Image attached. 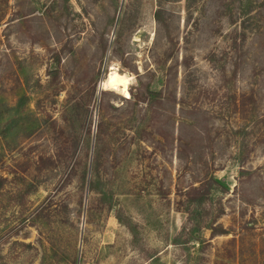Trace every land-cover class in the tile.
<instances>
[{"label":"rangeland","instance_id":"rangeland-1","mask_svg":"<svg viewBox=\"0 0 264 264\" xmlns=\"http://www.w3.org/2000/svg\"><path fill=\"white\" fill-rule=\"evenodd\" d=\"M0 184V264H264V0H0Z\"/></svg>","mask_w":264,"mask_h":264},{"label":"trees","instance_id":"trees-1","mask_svg":"<svg viewBox=\"0 0 264 264\" xmlns=\"http://www.w3.org/2000/svg\"><path fill=\"white\" fill-rule=\"evenodd\" d=\"M141 85V84H140ZM160 96V93H157L156 91H153L151 89H149V87H147L146 89H144L143 91L142 90H136V93H131V96L126 99L127 102H130V101H135L136 103H139V102H143V100H145V98L149 99L150 98H153L155 99L156 97ZM253 100V103H255L254 99ZM244 104V102H242V105ZM247 104V102H246ZM150 108V107H149ZM148 109V108H147ZM146 109V114H145V117H143L142 121H141V126H143V133L144 131H147L149 126H150V123H149V119L147 120V124L146 123H143L145 122L146 118H147V114L149 112V109L147 110ZM146 124V125H145ZM205 185L207 186V190L208 191H212L214 190V186L216 187H222L224 190H225V186L222 184V182L218 179H215L214 176H210L208 179L205 178ZM2 187V185L0 184V188ZM31 191H33V189L29 190L26 192V194L30 193ZM196 191H199L200 193V198L198 199H192L193 197V193H195ZM208 191L204 190L202 191V189L200 190H197L194 185H190L188 187V189L186 190V193H185V196L188 195V200H187V204L189 206H193L195 207L197 210L199 211H203L204 214H207L208 211L206 209H204V204H205V199H204V196L206 194H208ZM189 212L190 211H186L187 215L189 216ZM214 232V234L216 235H222L224 234V231H215V229L212 231Z\"/></svg>","mask_w":264,"mask_h":264},{"label":"bare ground","instance_id":"bare-ground-1","mask_svg":"<svg viewBox=\"0 0 264 264\" xmlns=\"http://www.w3.org/2000/svg\"><path fill=\"white\" fill-rule=\"evenodd\" d=\"M127 78L118 74H110L101 82V88L103 89H115L119 90L123 95H127Z\"/></svg>","mask_w":264,"mask_h":264},{"label":"water","instance_id":"water-1","mask_svg":"<svg viewBox=\"0 0 264 264\" xmlns=\"http://www.w3.org/2000/svg\"><path fill=\"white\" fill-rule=\"evenodd\" d=\"M101 86V85H100Z\"/></svg>","mask_w":264,"mask_h":264}]
</instances>
